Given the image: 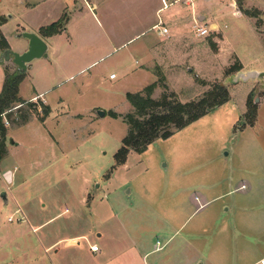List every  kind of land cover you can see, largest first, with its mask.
Wrapping results in <instances>:
<instances>
[{"label": "rangeland", "instance_id": "1", "mask_svg": "<svg viewBox=\"0 0 264 264\" xmlns=\"http://www.w3.org/2000/svg\"><path fill=\"white\" fill-rule=\"evenodd\" d=\"M22 1L38 6L23 10L17 0H0V11L9 10L0 16L8 23L0 33L11 51L27 46L16 37L22 32L38 34L59 21L60 33L44 39L47 58L30 64L18 92L25 101L50 89L44 100L51 110L46 114L43 103L30 101L14 104L2 116L5 144H20L5 160L10 166L20 162L21 169L13 167L15 185H4L0 171V194H8L7 204L0 198V264H177L182 250L187 264H194L202 216L208 219L202 238L207 243L211 236L221 240L226 231L240 232L238 195L205 210L198 204L202 185L213 183L219 193L237 173L264 174L259 154H264V82L236 80L240 71L230 72L240 63L249 67L261 54L255 28L231 11L236 0H181L159 11L167 0ZM172 8L184 16L165 23ZM191 10L201 18L187 22ZM158 20L162 24L152 28ZM212 21L219 31L210 27ZM197 27H206L208 34L197 36ZM162 28L168 33L160 35ZM151 39L155 61L144 75L134 60ZM6 65L7 74L15 72L10 61ZM154 82L155 100L166 95L180 103L197 101L222 85L229 102L141 154L130 152L112 169L127 134L123 117L133 112L125 95ZM247 102L255 109L251 127L245 125ZM110 111L119 117L111 118ZM261 201L262 211L264 197ZM223 203L231 208L228 214ZM175 231L181 233L171 243L146 255L155 237ZM246 237L264 245V236ZM93 245L100 252H91Z\"/></svg>", "mask_w": 264, "mask_h": 264}, {"label": "crops", "instance_id": "2", "mask_svg": "<svg viewBox=\"0 0 264 264\" xmlns=\"http://www.w3.org/2000/svg\"><path fill=\"white\" fill-rule=\"evenodd\" d=\"M51 0H42V2H48ZM166 1V0H165ZM181 0H167L165 5H163L159 10H164V9H169L171 7H173L175 5V3H178ZM193 1L191 2V5H189L188 3L185 4V7H192ZM17 5H19V7L23 10H27L30 8H35L36 6H38L37 4H30V3H26L22 0H17ZM89 5V4H88ZM94 6H91V10H93ZM232 13L234 15H236L239 18L245 19V23L248 25V27H251L252 29L255 28V30L253 31V38L255 37V39H257V41L259 42L260 45V50H259V54L260 56H258L259 58H257L256 60H253V63L250 64L249 67L243 66L241 65V63L239 64V66L241 67V69L239 70L240 72H247V71H258V72H262L264 71V0H236L234 5L232 6L231 9ZM9 10L8 9H2V11H0V16H3L5 14H8ZM196 12H194L193 10L186 12L187 17H188V21L187 22H191L193 17H200V14H195ZM248 14V15H247ZM12 16V15H11ZM183 12L181 13L179 9H174L172 8L171 11H169L163 21H165V23L167 21H171L172 19L176 18V17H183ZM8 19H12L10 18V16H8ZM174 21V20H173ZM255 22V23H260V28H257L256 26H253L250 22ZM212 25L210 26L212 29H216L218 30V26L216 24L213 23V21L211 22ZM7 22L3 25L2 30H4L5 26H7ZM162 22L160 20H158V23L155 24L152 28L154 27H158L159 25H161ZM164 24V23H163ZM262 29V30H260ZM162 30H165L166 33H168L166 28H162ZM161 30V31H162ZM219 31V30H218ZM39 32V30H38ZM163 33L160 32V35H162ZM40 38H42V40L44 41V39H47L49 37H42L39 33L37 34ZM6 39L8 40V38L6 37ZM221 38L219 39L220 42ZM153 39H151L149 41V43L147 44L148 47L147 48H143L140 52V55H138V57L134 60V65H139V72L141 74H148L151 73L149 71V65L154 64L155 61V48H154V44L152 43ZM45 42V41H44ZM9 43V42H8ZM27 44V42H26ZM26 45H25V49L23 51H19L17 53H22L26 50ZM262 50V51H261ZM144 51V52H142ZM7 62H3L0 63V89H2V85L4 82V78L6 76V74L8 73V69H7ZM95 63H92L89 66H92ZM29 69V68H28ZM27 69V70H28ZM238 71V72H239ZM111 76V75H110ZM109 76V77H110ZM24 79V78H23ZM20 82L19 86L21 85ZM258 81L259 80H254L253 82ZM248 82V81H247ZM257 83V82H255ZM254 88V86H250L248 90L251 91ZM144 89V88H143ZM142 89V90H143ZM50 89H47L46 91L43 92H35L36 94L33 95L30 99H27L23 102H30V101H40L41 103H43L48 110H51L48 101L44 100V96L46 95V93L49 92ZM1 92V90H0ZM18 92H19V87H18ZM62 101V100H61ZM229 102V101H228ZM227 104V103H226ZM259 110V108H258ZM52 112V111H51ZM240 112H242V107H240V111H239V118H240ZM52 115V114H51ZM49 118H46L45 120H43L41 124V126H46L47 123L49 122ZM9 136V135H7ZM9 138V137H8ZM41 139L43 140V142H47V138L45 136H41ZM159 141V140H158ZM6 145V155L5 157L1 160L0 162V171H1V181L4 183L5 181L7 183H12L13 185H15V180H16V184L18 183L17 178H15V171H13V167L14 166H18L16 168L21 169V165L20 162L17 163H12V169L9 163H7V161L5 160V158H10L12 157V153L13 152V148L15 147H19L20 144H15L14 141L11 144L10 142L5 144ZM259 154L261 155V157L264 159V154L262 152H259ZM5 185V183H4ZM215 186V184H209V185H205V186H201V192H200V198L201 201L198 203L201 210H205L206 208H208L209 206H211L213 203L225 198V197H229L231 195H238L237 196V200H236V212H238L237 214L240 216L241 215V221H242V229L240 227V232H238L237 230L231 232V231H226V235H224L222 238V243L220 238L217 237H212L211 236V240H209V242L207 243L206 239H202L204 235L207 234V230H204V224H208V219L207 216H202L199 220V222H197V227L198 230V242H196L195 245V263L194 264H261L260 262L262 260H264V245H260V244H253L250 241L245 240V236H247L246 238H250V236H253L257 239H261L264 236V228L261 226L262 223H264V209L261 211L260 208V204L262 203V199L264 197V174H262L259 170L258 172L253 171L252 172H248V173H237V175L234 178H230L226 184L225 189L226 190H221L219 193L213 192V187ZM243 187V188H242ZM211 189V190H210ZM6 193V192H5ZM8 194H6L7 196ZM7 198V197H6ZM196 200L198 199L197 197H195ZM258 199V202L255 201V199ZM262 198V199H261ZM226 203L222 204V210L224 214H228L230 212L229 207L224 208ZM257 205L259 207H257ZM224 208V209H223ZM256 208H258L259 210H257ZM196 209L195 212H197ZM253 224V225H252ZM262 227L263 229H261L260 227ZM228 225L227 224H223V228H227ZM236 229V228H235ZM181 233V232H180ZM180 233H178V231H175L174 233H164L162 234L163 237H155V240L153 241V245H154V249L150 252H148L146 255L151 254L153 252H156L160 249H162L166 244L171 243L172 240L174 239V237L176 235H180ZM223 233V234H225ZM159 242L160 243V248H157L156 243ZM186 242V241H185ZM228 244L229 247L225 248L223 246H221L222 244ZM156 247V248H155ZM98 252H100L99 248H98ZM97 252V253H98ZM174 252V251H173ZM178 254L182 255L183 257H179V263L177 262V264H187V259H185L187 257V250H182L180 251ZM179 255V256H180ZM181 258L183 260V262L181 261ZM225 260V261H224ZM200 261V262H199Z\"/></svg>", "mask_w": 264, "mask_h": 264}, {"label": "trees", "instance_id": "3", "mask_svg": "<svg viewBox=\"0 0 264 264\" xmlns=\"http://www.w3.org/2000/svg\"><path fill=\"white\" fill-rule=\"evenodd\" d=\"M4 23V20L0 18V26ZM58 33H60L59 21L39 29V34L42 37H52ZM0 46L2 50L9 49L1 33ZM240 69L241 67L237 66L231 69L230 72H238ZM22 76L16 72L6 74L0 92V162L6 154V130L2 124V116L6 111L13 108L14 104L15 106L25 104L18 97V87L22 81ZM156 87L157 83L154 82L138 93H126L125 99L132 107L133 112L123 117V121L128 128L127 134L121 140L120 148L114 155L112 169L122 166L130 152L141 154L149 145L158 140L171 137L176 132L181 131L229 101L228 91L222 85L214 86L201 99L187 103L174 101L166 95H163L159 100L153 99L152 93ZM246 105L251 114L249 113L246 116L245 125L251 127L254 121L255 109L248 102ZM47 110L46 108V114ZM108 114L113 119L119 117L117 113L112 111Z\"/></svg>", "mask_w": 264, "mask_h": 264}, {"label": "water", "instance_id": "4", "mask_svg": "<svg viewBox=\"0 0 264 264\" xmlns=\"http://www.w3.org/2000/svg\"><path fill=\"white\" fill-rule=\"evenodd\" d=\"M17 38H22L27 42L26 50L22 53L13 52L10 49L3 50L0 54V63L11 62L15 67L17 74L23 75L26 73L30 64L38 59L47 58V44L36 33L22 32L16 35ZM236 80L249 81V80H262L264 82V71H247L239 72L235 76ZM98 116L103 117L104 112H98ZM12 144L13 141H10ZM0 198L4 204H7L6 193L2 192Z\"/></svg>", "mask_w": 264, "mask_h": 264}, {"label": "built area", "instance_id": "5", "mask_svg": "<svg viewBox=\"0 0 264 264\" xmlns=\"http://www.w3.org/2000/svg\"><path fill=\"white\" fill-rule=\"evenodd\" d=\"M195 30H196L197 36H199V37H204V36H206L208 34V30H207L206 27H197V28H195ZM161 32L162 33H165V30H162ZM113 77L114 76L111 75L110 76V79H113ZM4 123L7 125V122L6 121ZM156 245H157V248H160V243L159 242H157ZM90 251L93 252V253H97L98 252V247L95 246V245L90 246ZM260 263L261 264H264V260H262Z\"/></svg>", "mask_w": 264, "mask_h": 264}]
</instances>
